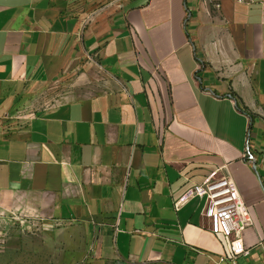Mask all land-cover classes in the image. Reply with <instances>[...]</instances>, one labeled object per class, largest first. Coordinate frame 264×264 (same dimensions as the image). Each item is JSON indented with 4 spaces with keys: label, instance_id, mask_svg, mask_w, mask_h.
Here are the masks:
<instances>
[{
    "label": "crops",
    "instance_id": "1",
    "mask_svg": "<svg viewBox=\"0 0 264 264\" xmlns=\"http://www.w3.org/2000/svg\"><path fill=\"white\" fill-rule=\"evenodd\" d=\"M218 168L236 259L203 199L175 206ZM4 199L69 264H264V0H0Z\"/></svg>",
    "mask_w": 264,
    "mask_h": 264
},
{
    "label": "rangeland",
    "instance_id": "2",
    "mask_svg": "<svg viewBox=\"0 0 264 264\" xmlns=\"http://www.w3.org/2000/svg\"><path fill=\"white\" fill-rule=\"evenodd\" d=\"M97 75L100 79V74ZM73 83L63 82L55 90L57 93L69 91L73 89ZM54 98L44 96L45 101ZM8 201H0V264H69L48 236L42 233L40 218L26 206L21 207L20 202Z\"/></svg>",
    "mask_w": 264,
    "mask_h": 264
},
{
    "label": "built area",
    "instance_id": "3",
    "mask_svg": "<svg viewBox=\"0 0 264 264\" xmlns=\"http://www.w3.org/2000/svg\"><path fill=\"white\" fill-rule=\"evenodd\" d=\"M251 2L252 0H235ZM245 156L249 163L255 165L256 157L249 150L247 142ZM198 196L204 200L202 214L212 218L216 231L229 239L232 258L236 259L248 251L243 245L242 233L252 224V220L233 179L220 168L210 173L205 180L190 188L186 194L175 202L176 208L188 198Z\"/></svg>",
    "mask_w": 264,
    "mask_h": 264
}]
</instances>
